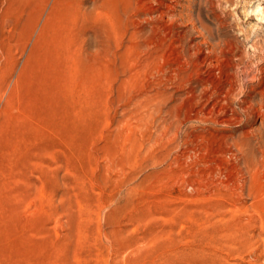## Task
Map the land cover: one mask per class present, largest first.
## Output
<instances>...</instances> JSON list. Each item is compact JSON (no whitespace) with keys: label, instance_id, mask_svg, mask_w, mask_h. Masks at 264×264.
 <instances>
[{"label":"rangeland","instance_id":"1","mask_svg":"<svg viewBox=\"0 0 264 264\" xmlns=\"http://www.w3.org/2000/svg\"><path fill=\"white\" fill-rule=\"evenodd\" d=\"M0 264H264V0H0Z\"/></svg>","mask_w":264,"mask_h":264},{"label":"bare ground","instance_id":"2","mask_svg":"<svg viewBox=\"0 0 264 264\" xmlns=\"http://www.w3.org/2000/svg\"><path fill=\"white\" fill-rule=\"evenodd\" d=\"M156 4H157V3H156ZM167 5H168V4H167ZM167 5H166V6H167ZM125 6H126V5H125ZM151 6H152V5H151ZM144 8H145V7H144ZM259 9H260V10H259ZM261 9H262L261 5H258L256 10H257V11H258V10H259V11H262ZM151 10H152V9H151ZM167 11H168V10H167ZM169 11H170V10H169ZM163 13H164V12H163ZM166 13H167V12H166ZM260 13H262V12H260ZM129 16H130V15H129ZM208 36H209V35H208Z\"/></svg>","mask_w":264,"mask_h":264}]
</instances>
